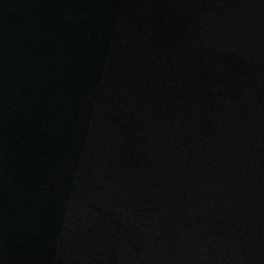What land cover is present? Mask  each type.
Returning <instances> with one entry per match:
<instances>
[{
  "label": "water",
  "instance_id": "1",
  "mask_svg": "<svg viewBox=\"0 0 264 264\" xmlns=\"http://www.w3.org/2000/svg\"><path fill=\"white\" fill-rule=\"evenodd\" d=\"M0 264H264V0H0Z\"/></svg>",
  "mask_w": 264,
  "mask_h": 264
}]
</instances>
